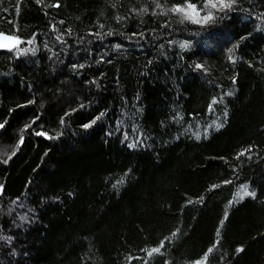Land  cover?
<instances>
[{
	"label": "trees",
	"instance_id": "16d2710c",
	"mask_svg": "<svg viewBox=\"0 0 264 264\" xmlns=\"http://www.w3.org/2000/svg\"><path fill=\"white\" fill-rule=\"evenodd\" d=\"M184 4L0 0V264H264V0Z\"/></svg>",
	"mask_w": 264,
	"mask_h": 264
},
{
	"label": "snow or ice",
	"instance_id": "6c2138e0",
	"mask_svg": "<svg viewBox=\"0 0 264 264\" xmlns=\"http://www.w3.org/2000/svg\"><path fill=\"white\" fill-rule=\"evenodd\" d=\"M236 4V0H204V7L203 8H198L197 5L195 3H191L190 0H185V4L184 6H180V5H176L174 6L172 9H170L169 11L176 13V12H180L183 13V18L184 19H191L193 23H197L199 22L197 17L200 18V20H203L205 22L214 19V15L213 12L211 11V9H217V10H222V9H231L233 7V5ZM59 6V5H56ZM219 6V7H218ZM157 7L159 8L160 5L159 3H157ZM207 10L206 15L200 17V12ZM141 11H147V9H142ZM5 41H11V47H9V50H12L13 48H16V46L19 43H23V41L20 40V38L18 36H14V35H6L3 32H0V48H5L7 45L5 44ZM34 41L29 40L27 41V43L32 44ZM116 47H120V45H116ZM181 47H187V44H181ZM18 51L20 53H24L26 51H28V49H18ZM229 60L233 61V57L230 55L229 56ZM197 68H201L202 65L197 64L196 65ZM235 82V81H234ZM232 93H226L225 95H231ZM219 102H223V98H221L219 101L216 98H213L212 102L209 105V109L212 110L213 106ZM226 115V113H225ZM99 118V117H98ZM61 123H63V120L61 121ZM93 123H95V121H93ZM4 125L0 124V128H2ZM217 127H221L222 125L217 124ZM28 127V126H26ZM85 128L90 127V125L86 124L84 125ZM37 135L40 136H45L46 138L52 139L53 137H49L47 133L45 132H37ZM198 135V134H197ZM20 143H23V136H21L20 138ZM135 145H130V147H134ZM251 151V149H245L244 151L240 152L239 155L243 156L245 154V152ZM14 154V153H13ZM9 159H11V157H9ZM7 162V161H5ZM119 183V181H118ZM225 183H231V181H225ZM213 187H216L215 185ZM0 191H2V186H0ZM247 196H255V193L252 191H249V187L246 184H242L240 186V190L235 194L234 200L233 201H229V204H232L233 202H237L238 200H243L245 197ZM219 234V233H218ZM173 235H175V233H173ZM164 247V242L161 241L160 246L159 247H153L149 252L148 255L151 256L154 253H159L161 248ZM213 251V248H209L207 250V252L205 253L204 259H207V256L209 253H211ZM237 251H242V249H237ZM194 264H201L200 260H197L194 262Z\"/></svg>",
	"mask_w": 264,
	"mask_h": 264
},
{
	"label": "water",
	"instance_id": "95a60500",
	"mask_svg": "<svg viewBox=\"0 0 264 264\" xmlns=\"http://www.w3.org/2000/svg\"><path fill=\"white\" fill-rule=\"evenodd\" d=\"M7 35V34H6ZM5 44L7 45L5 48H0V50H9V47H11L12 42L11 41H5Z\"/></svg>",
	"mask_w": 264,
	"mask_h": 264
},
{
	"label": "rangeland",
	"instance_id": "374dc122",
	"mask_svg": "<svg viewBox=\"0 0 264 264\" xmlns=\"http://www.w3.org/2000/svg\"><path fill=\"white\" fill-rule=\"evenodd\" d=\"M219 7V6H218ZM203 15L201 14V12H200V17H202ZM197 19H198V21L200 22V21H203V20H200V18L199 17H197Z\"/></svg>",
	"mask_w": 264,
	"mask_h": 264
}]
</instances>
